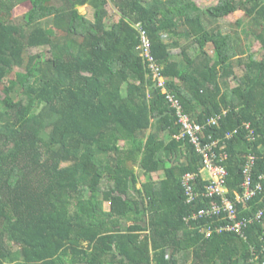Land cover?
Segmentation results:
<instances>
[{
  "label": "trees",
  "instance_id": "1",
  "mask_svg": "<svg viewBox=\"0 0 264 264\" xmlns=\"http://www.w3.org/2000/svg\"><path fill=\"white\" fill-rule=\"evenodd\" d=\"M86 4L92 18L78 10ZM136 24L167 90L204 134L237 129L222 161L228 196L241 193L247 154L254 180L264 174V52L255 58L245 42L252 36L264 51V0H0V264H264V216L244 237H206L200 228L216 218L184 221L212 199L185 201L181 177L202 158L176 137L181 126L140 54ZM40 46L48 57L27 53ZM261 181L238 219L264 206Z\"/></svg>",
  "mask_w": 264,
  "mask_h": 264
},
{
  "label": "built area",
  "instance_id": "2",
  "mask_svg": "<svg viewBox=\"0 0 264 264\" xmlns=\"http://www.w3.org/2000/svg\"><path fill=\"white\" fill-rule=\"evenodd\" d=\"M141 36L139 45L140 54L151 70L152 77L155 80V85L161 88L165 94V98L174 110L178 123L181 126V132L176 135L177 138L188 137L189 141L194 145L195 150L200 154L202 161L201 166L196 172H186L181 177V185L183 187L186 203L195 202L198 197L212 199V202L205 207L192 212L184 217L186 224L192 220L198 219H218L220 222L205 224L200 228V231L206 237H210L214 232L221 233L223 231L234 232L244 237V229L253 221L261 220L264 216V206L261 207L252 217L238 219L237 205L246 203L253 199L258 193L263 190L261 180H264V174L259 176V180L253 178V166L255 156L247 154L243 166V182L241 184V193H235L234 199L228 196L226 187L227 169L222 164L226 158L225 140L232 138L237 129L227 131L223 138H212L204 134V125L199 124L187 114L180 100L172 92L168 91L165 86V77L161 73V66L157 63L151 53V44L145 31L136 24ZM217 114L207 119V125H218L222 115ZM245 127L249 128V123H245ZM252 133V131H250ZM201 179V180H200Z\"/></svg>",
  "mask_w": 264,
  "mask_h": 264
},
{
  "label": "rangeland",
  "instance_id": "3",
  "mask_svg": "<svg viewBox=\"0 0 264 264\" xmlns=\"http://www.w3.org/2000/svg\"><path fill=\"white\" fill-rule=\"evenodd\" d=\"M196 3L198 5H200L202 8L208 7L210 5H213L215 3H217L218 0H195ZM108 11H109V22H116L119 19V12L118 10L114 7V5L111 2H108V4L106 5ZM30 8V3L29 1H24L20 4H18L14 9H13V16H14V22L18 23L20 22V18L21 16ZM78 10L82 13L85 14L87 17L92 18L93 16V8L92 6L86 4V5H82L78 7ZM242 17V11H237L234 13V18H241ZM50 18H44L42 20V24L44 26L49 25L50 23ZM219 22L222 25V29L224 32H229L230 30H232L231 25L229 24V21L227 19H220ZM254 39L252 36H249L247 38H245V42L247 43V46L249 47L252 43V50L255 52V58L257 59H261L262 55H263V50H260L257 45V43L253 42ZM207 49L209 50V52L211 54H213V46L211 44L207 45ZM174 53L179 52V49H173L172 50ZM28 54H36L39 53L41 55L42 58H46L50 55V49L49 46H40V47H34V48H29L28 49ZM243 72V68L242 67H237L235 74L229 79V83L230 85L234 86L237 84L239 76L242 74ZM4 92L2 91V89L0 88V98L3 97ZM137 172L140 175V181H144L146 180L149 176H144L141 172V170L137 167ZM152 178L154 179H158L160 177L159 173H153L150 175ZM105 207L108 208L109 207V203L105 202Z\"/></svg>",
  "mask_w": 264,
  "mask_h": 264
}]
</instances>
